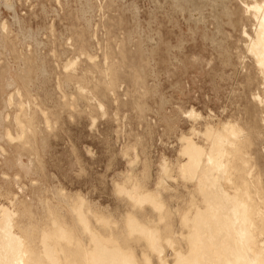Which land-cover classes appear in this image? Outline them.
Wrapping results in <instances>:
<instances>
[{"label":"rangeland","instance_id":"1","mask_svg":"<svg viewBox=\"0 0 264 264\" xmlns=\"http://www.w3.org/2000/svg\"><path fill=\"white\" fill-rule=\"evenodd\" d=\"M259 1L0 0V204L13 220L41 233L83 200L116 228L131 207L154 219L121 192L134 183L186 209L182 138L205 146L226 122L251 140L264 191Z\"/></svg>","mask_w":264,"mask_h":264},{"label":"bare ground","instance_id":"2","mask_svg":"<svg viewBox=\"0 0 264 264\" xmlns=\"http://www.w3.org/2000/svg\"><path fill=\"white\" fill-rule=\"evenodd\" d=\"M253 6L258 30L250 45L264 77V0ZM116 81L114 74L111 83ZM3 119L0 113V125ZM231 127L230 122L207 126L205 146L182 138L186 160L179 159L178 170L189 177L182 181L191 195L186 209L176 208L179 199L170 200L174 194L145 193L134 183L133 190L121 187V192L134 204L152 207L154 219L131 207L120 225L114 222L116 228L83 200L69 210V221L55 216L40 233L33 224L14 221V213L0 204V264H264L262 174L260 168L258 174L253 172L254 165L250 167L242 153L252 143L248 135L224 129L230 132ZM28 213L24 209L26 218Z\"/></svg>","mask_w":264,"mask_h":264}]
</instances>
